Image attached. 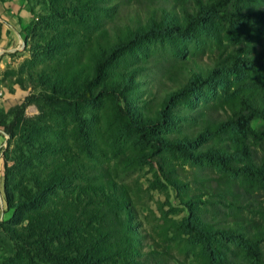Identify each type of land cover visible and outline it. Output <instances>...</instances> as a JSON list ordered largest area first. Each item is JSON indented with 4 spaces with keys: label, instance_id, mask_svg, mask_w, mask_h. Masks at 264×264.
<instances>
[{
    "label": "trees",
    "instance_id": "16d2710c",
    "mask_svg": "<svg viewBox=\"0 0 264 264\" xmlns=\"http://www.w3.org/2000/svg\"><path fill=\"white\" fill-rule=\"evenodd\" d=\"M42 1L48 13L38 16L36 37L24 36L31 54L25 77L13 81L32 92L8 110L10 121L0 112L8 145L14 139L13 151L2 155V201L11 215L0 222V232L13 243L15 259L143 264L126 186L88 157L97 148L88 132L78 148L79 136L69 139L63 130L65 113L72 125L85 124L81 111L110 97L120 123L125 117L138 137L153 135L162 148L186 154L202 141L192 155L216 165V173L195 178L224 207L182 200L188 215L181 227L198 246L200 264H264L262 0ZM172 33L203 36L215 48L206 61L175 58L157 67L152 81L160 98L146 113L131 111L130 97L141 90L134 88L143 76L137 74L161 64L146 59L141 45ZM133 51L142 56L128 69L124 54ZM224 74L231 78L224 81ZM220 79L215 101L191 105L189 97L202 85ZM145 91L154 101L151 88ZM30 105L38 111L33 120L25 114ZM175 125L176 135H169Z\"/></svg>",
    "mask_w": 264,
    "mask_h": 264
},
{
    "label": "rangeland",
    "instance_id": "374dc122",
    "mask_svg": "<svg viewBox=\"0 0 264 264\" xmlns=\"http://www.w3.org/2000/svg\"><path fill=\"white\" fill-rule=\"evenodd\" d=\"M114 0H106L112 2ZM261 5L264 7V0ZM126 11V10H125ZM48 13V7L42 0H0V32L3 31V39L7 41L4 49H9L0 55V112L5 114L6 121L11 120L7 114L8 110L19 104L24 96L31 93V89L23 90L13 81L18 76L25 77V61L30 59L31 54L28 47H25L24 36L28 40L34 39L38 31L37 25L41 22L38 16ZM121 13L119 19H124L127 14ZM119 15V12H118ZM123 15V16H122ZM13 26L20 35L21 42L18 49L13 51V42L17 40L13 33ZM261 38L264 41V27L261 29ZM221 32L220 34H222ZM226 41V40H225ZM223 42L225 44L226 42ZM215 48L214 42L205 40V37H192L186 34L172 33L168 39L153 38L141 45L143 53H149V58L160 61L152 69H146L137 74L136 79L142 76L140 91H136L130 97V110H141L146 113V107L154 108L155 101L160 98L162 91L155 87L153 79L159 77L157 67L172 63L171 59H189L196 57L206 61L208 54ZM141 54L133 51L124 54V65L133 69L137 65L136 58ZM223 80L230 79L228 74L223 75ZM13 85H16L19 94L13 96ZM221 79L202 85L201 92L189 97L192 106H199L204 103L215 101L221 94ZM151 88L155 94L154 101L145 89ZM37 89L34 92L37 93ZM144 105V108H140ZM181 106V105H179ZM137 112V111H136ZM38 111L35 105L27 107L25 114L30 119L36 118ZM67 118L63 124L65 136L69 139L79 136V142H75L78 148H82L81 137L88 132L90 139H93L97 148L90 150L88 157L92 161L104 166L110 172L112 178L118 183L126 186L129 194L128 205L133 221V229L139 235V247L143 250L141 261L143 264H200L198 257V246L183 233L181 222L188 215V210L182 200L192 197L198 205L204 200L212 203L214 207L223 208L221 203L215 202L216 198L209 196L210 190L205 182H199L195 177L218 171L216 165L203 158L194 157L192 153L202 143L196 142L195 146L187 148L186 154L180 150H166L160 146L153 135L146 138L138 137L126 121L125 117L120 119L114 114V103L110 97L102 99L96 105L85 107L80 118L85 119V124L76 122L70 123L71 116L64 114ZM176 123L186 124L184 121ZM123 127V128H121ZM178 125L171 127L169 135H176ZM174 140V137L172 138ZM8 145V135L0 126V222H7L11 210H7L2 201L3 185V158L6 150L13 151L14 139ZM80 151H83L81 149ZM13 257V264H44L40 261L28 263L24 258L15 259L13 243L8 237L0 232V264H7V258Z\"/></svg>",
    "mask_w": 264,
    "mask_h": 264
},
{
    "label": "crops",
    "instance_id": "0c3cea01",
    "mask_svg": "<svg viewBox=\"0 0 264 264\" xmlns=\"http://www.w3.org/2000/svg\"><path fill=\"white\" fill-rule=\"evenodd\" d=\"M4 32V31H3ZM1 33L0 32V55L3 53V52H5V51H8L9 49L7 48V49H4L2 46H5V44H6V42L7 41H4V39H3V34L4 33ZM13 33L15 34V36H16V38H17V40L15 41V45H14V42H13V51H15V50H17L18 49V45L20 44V42H21V38H20V35L18 34V31L16 30V28L13 26ZM1 63H3V62H1ZM1 63H0V65H1ZM13 96H15L16 94H19V90H18V88H17V86L16 85H13Z\"/></svg>",
    "mask_w": 264,
    "mask_h": 264
}]
</instances>
